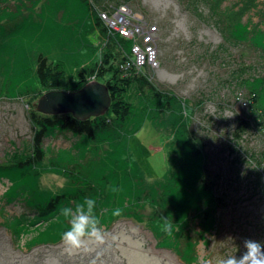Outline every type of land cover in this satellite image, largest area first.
Returning a JSON list of instances; mask_svg holds the SVG:
<instances>
[{"label": "rangeland", "instance_id": "rangeland-1", "mask_svg": "<svg viewBox=\"0 0 264 264\" xmlns=\"http://www.w3.org/2000/svg\"><path fill=\"white\" fill-rule=\"evenodd\" d=\"M232 2L226 0L222 5L228 7ZM95 10L99 12L97 7ZM196 10L207 13L206 7L195 0H131L113 14L100 11L101 22L123 38L128 34V40H132L136 24L147 32L151 28L156 30L150 35L153 38L155 34L158 36L157 47L149 44L143 51L145 53L150 47L156 59L158 54L160 65L149 63L147 56L144 63L152 67L149 71L151 81L181 99L198 100L200 93L204 95L205 92L202 109L195 110L192 117L185 118V113L174 112L157 118L153 114H141L143 106L152 113L156 112L152 101L142 99L143 104H131L133 116L130 120L121 125L116 120H108L112 126L101 132L95 141L59 128L54 130L41 146L42 162L29 173L25 171L26 175L20 173L15 187L11 185L16 177L6 178L0 184V200L19 198V202L46 205L51 198L67 193L61 201L73 205L92 197L97 202L95 211L105 230V243L89 245L86 250L73 255L65 253L62 244L20 253L11 244L7 232L0 231V264H28L33 254V264H50L52 260L51 264H183L185 261L189 264H219L226 256L242 253L245 239L264 242V173L261 178L258 176L261 171L252 156L241 153L244 157L230 156L237 151L231 153L228 146L234 143L230 134L236 124L234 117L242 115L241 103L236 98L238 105L233 97L227 106L218 105L225 99L226 92L232 93L221 85L217 76L222 74L225 78L224 62L217 64L213 59L222 38L211 18L202 17L206 22L196 16ZM120 12L123 15L118 17ZM137 35L142 37V32ZM110 44L108 34L100 31L94 15L86 11L80 0H0V163H4L5 153L16 160L33 154L32 124L27 112L36 111L39 98L47 93L36 76L38 56L60 66L71 84L68 92H75L84 87H72L77 73L83 67L102 65L103 56L111 53ZM132 49L130 54L136 52ZM232 55L235 57L230 61L236 63L240 60V49L235 52L232 48L230 53L223 54V58L228 61ZM255 62L263 71L259 75H263L264 58H261L262 63ZM237 64L241 63L238 61ZM93 78L89 77L87 83ZM212 87L213 90L208 89ZM239 91L236 97L246 93ZM16 96L21 98L4 101V98L14 99ZM257 107L264 108V91ZM187 115L190 116L189 111ZM104 116L114 119L110 114ZM181 123L199 139L207 135L213 137V132L219 130V140L206 143L207 154L195 153L197 147L195 150L194 143H182L186 158L200 157L201 160L197 159L199 165L202 161L208 162V178L215 179L218 189L214 186L201 188L190 178L180 183L178 177L184 172L171 174L172 167L180 164V160L171 158L175 142L187 136ZM99 132L96 129V133ZM190 139L197 141L193 136ZM262 143L264 140L258 136H248L239 144L252 155H259L263 150ZM237 157L245 160H237ZM164 174L170 176L165 181L170 180L171 184L166 190H159L160 203L144 208L134 206L128 215V208L124 212L121 210L123 202L131 201L138 178L154 182ZM28 175L34 176L35 180L30 182L31 189L23 190L19 186ZM69 178L74 183H70ZM122 182L127 191L115 192V186L119 189ZM213 192L224 196L225 205L218 211L223 227L218 235L207 236L210 243L205 247V243L200 242L203 240L196 243L194 238L201 229L208 232V223L196 205ZM168 196L172 198L168 200ZM116 210H119L118 214ZM0 213L5 220L17 215L13 210L2 209ZM25 219L27 224L36 218ZM165 220L174 225L171 234L165 230ZM64 223L58 211L50 215L47 222H38L33 228L36 232L27 228L19 233L23 237L19 245L23 249L31 247L48 226L54 228ZM182 233L183 246L176 251L180 260L171 251L155 248L156 244L176 250L178 244L171 243ZM189 242L195 243L189 248Z\"/></svg>", "mask_w": 264, "mask_h": 264}, {"label": "trees", "instance_id": "trees-1", "mask_svg": "<svg viewBox=\"0 0 264 264\" xmlns=\"http://www.w3.org/2000/svg\"><path fill=\"white\" fill-rule=\"evenodd\" d=\"M80 1L86 7V11L89 14L94 15V19L97 20L100 31L103 34H108V38H110L112 44L109 45L111 53L103 56V64L83 67L80 72L77 73L75 79L76 83L72 85V87L74 86L79 89L81 85H85L88 82L89 77H94V80L105 85L108 89L111 103L108 111L104 115L110 114L114 117V119H109L107 116L103 115L97 119L77 121L71 115L44 116L37 113L35 110H29L27 114H29L32 124L31 139L33 140V150L31 153L33 154L30 157H24L16 160L12 159L11 156H8V154L5 153L4 163H0V184H3V181H5L6 178L15 176L16 180L13 181L11 187L17 186L18 183L15 182L18 181V176L24 174L27 170L29 173L34 166L42 162L43 154L41 153V146L44 143V140L47 139L48 136L57 128H59L60 131L64 130L77 136H85L89 139V141H95L101 132L112 126L113 123L108 120H116L118 125L130 120L133 116L131 104L134 102H137V104H143L142 99L152 101L153 105H156V112L152 113L149 111L150 109L147 106H143L142 110H140L141 114L146 116H148V114H153L157 118H164L167 114H172L174 112H178L183 115V113L189 111L190 116L185 114V118H187L192 117L195 110L200 111L202 109L201 106L203 105L202 103L205 92L204 95L203 93H200V99L194 100L190 98L181 99L170 91L161 90L151 81L152 76H150L149 71H152V67L147 64H144L140 68L134 66L135 58L132 56V53L130 54L134 41L121 37L117 32L109 30L108 27L101 22V19L99 18L101 10L105 12L109 11L110 14H113L119 8L127 6L131 0ZM195 1L206 7L207 13H209V16L207 17V13L204 14L202 11L196 10V16L200 18H211L214 28L219 31L222 38L221 42L216 47V51H214L213 59L216 60L217 64L224 62V71L226 76L225 78H223L222 74L217 76L221 79V85L229 88L228 91L232 93L226 92L224 96L225 99L220 101L218 105L227 106V103L230 102L233 97L238 105V101L241 103V107H239V109L242 115L234 117L236 124L230 134V139L234 143H229L228 146L231 153H233L234 150L237 151L230 156L236 157L241 156V154L247 157L252 156V159H254L258 164V170L261 171L259 175L257 174L261 178L264 173V143H262L263 150L259 155H252L250 150L243 149L239 143L243 142L244 138L248 136H258V138L264 140V108L257 107L260 95L264 91V74L261 76L259 75V73L263 71H260L262 68H259V64L255 62V60H259L261 62V58H264V0H233L232 5L228 7H223L222 5V2L226 0ZM96 7L99 12L95 10ZM255 19L256 22H254ZM154 38L156 41L155 43H157L159 38L156 34ZM138 42L139 41L135 39V43ZM232 48L235 49V52L236 49H240V60L235 61L236 63H234V61H230L235 57L234 55L228 57V61H225L223 58V54L228 52L230 53ZM217 59L220 61H217ZM156 61L157 64L160 65L158 54ZM238 61L241 64H237ZM229 68L230 70L228 71ZM36 76L40 86L46 92L53 90H70L71 84L68 82L61 67L56 64H50L47 59L42 56L40 57V55L36 59ZM208 89L213 90L214 88L212 87ZM238 90H242V92L245 91L247 93V98L246 93H243L244 97L241 94L236 97L235 95L240 93V91L237 92ZM16 97L17 98L14 99L5 98V100L12 101L21 98L18 96ZM229 106L230 105L228 104V107ZM181 126L185 128L187 136L182 139H178L175 142L171 158L180 160V164L175 168L172 167L173 173L171 174L184 172V175L178 177L180 183H183V179L190 178L193 182L199 184L201 188H213V186L214 188H217L215 179L210 177L208 178V162L202 161V164L199 165L197 163V159H200V157L194 159L186 158L185 151L182 149V143H194L195 145L192 146L195 150L197 147L195 153L201 154L204 152L207 154L205 150V147L207 146L206 143L211 142L212 140H214V142L218 141L219 130L213 132V137H209L207 135L206 137L199 139L195 134H192L184 123H181ZM96 129H99L100 132L96 133ZM191 136L195 137L197 141L192 142L190 139ZM207 138H211V140H208ZM241 157H237V160L244 161L245 158ZM26 177L23 178L26 179L23 182L19 180L21 182L19 187L23 190L31 189V183L35 180L34 176L28 175ZM168 177L170 176L164 174L161 179L155 180L154 182H144L143 177L138 178V186H135L136 189L132 194L131 201L127 200L123 202L121 210L124 212L128 208V215L131 210L134 209V206L144 208L145 206H150L154 203H160L161 197L159 190H166V188H168L171 184L170 180L165 181ZM86 179L89 180V178ZM219 180L221 179L219 178L218 181ZM69 182L74 183L72 178H69ZM139 182L142 183L139 184ZM86 185L88 186L89 184ZM260 185L262 186V183H260ZM66 194H58V196L51 198L46 205L39 203L30 204L32 201L19 202V198L0 200V206L4 211L13 210L17 213V215L10 217V220H5L2 213H0V231L7 232L11 244L20 253L23 251L31 253L41 249L42 247H57L61 244V235L66 229V226H64L65 223L64 225H58L54 228L48 226L44 232H41L42 236L35 243L36 245L33 243L34 245L27 247L26 249H23L19 245L23 238L20 237L19 233L27 230V228L32 229V232H36L33 228L36 227L38 222H47L50 215L53 216L54 213L61 211V209L65 206H72L69 202L61 201ZM223 197L222 195H217V193L215 195L213 192L204 201L199 202L196 205L197 210H201L205 221L208 223V226L206 227L208 232L203 229L197 232L198 235L194 237L196 243L197 241L203 240L200 242L205 243L204 246L207 247L210 243L207 236L210 234H212V236L213 234L218 235L222 230L223 225H221L218 211L225 205ZM171 198L172 196H168V200ZM201 205H204V207L202 208ZM2 209H0V211ZM30 217H35L36 219L26 224L25 218ZM108 229L109 227L106 228V231ZM183 236L184 234L182 233L173 243H171L174 246L175 244H178L175 246L176 250H173L172 247H160V245L156 244L155 248L171 251L174 255L176 254L177 258L180 260L181 258L176 251L178 247L181 248L183 246ZM207 240L208 244H206ZM194 243L195 242H189L188 247L190 248V246H193ZM235 245L237 246V243ZM33 257L30 256V262H28V264H33ZM192 257L194 256L192 255ZM53 258L54 257H51V259ZM51 262H53V260L50 261V264ZM182 263L189 264L186 263V261Z\"/></svg>", "mask_w": 264, "mask_h": 264}, {"label": "clouds", "instance_id": "clouds-1", "mask_svg": "<svg viewBox=\"0 0 264 264\" xmlns=\"http://www.w3.org/2000/svg\"><path fill=\"white\" fill-rule=\"evenodd\" d=\"M187 115V112L185 113ZM96 200L85 198L82 202H74L65 206L60 216L66 223V229L61 235V244L68 255L86 250L89 245H103L105 230L96 214ZM117 214L119 210H116ZM174 225L165 220V230L171 234ZM244 251L239 255H229L222 258L219 264H264V242L245 239Z\"/></svg>", "mask_w": 264, "mask_h": 264}, {"label": "water", "instance_id": "water-1", "mask_svg": "<svg viewBox=\"0 0 264 264\" xmlns=\"http://www.w3.org/2000/svg\"><path fill=\"white\" fill-rule=\"evenodd\" d=\"M110 103L107 87L93 79L75 92L48 91L39 98L36 111L47 116L71 115L77 121H86L103 116Z\"/></svg>", "mask_w": 264, "mask_h": 264}, {"label": "built area", "instance_id": "built-area-1", "mask_svg": "<svg viewBox=\"0 0 264 264\" xmlns=\"http://www.w3.org/2000/svg\"><path fill=\"white\" fill-rule=\"evenodd\" d=\"M121 15H123V12H120L118 17H121ZM118 20V18H116ZM130 22H128L129 24ZM122 29L125 30L124 26H121ZM134 32H132V34L134 35L132 40L134 41L133 44V49H135V53H132V56L135 58L137 65H143L146 62V56L148 57V62L151 63L152 65H156L157 61H156V55L154 53V50L151 49L150 47H147L145 50V53H143L144 51V47L146 45L149 44H155V38L151 37V33L155 32L156 30H154L153 28L150 29L149 32L145 31L143 28H139L138 24L134 25ZM142 32V37L138 36L137 34L139 32ZM124 33V32H123ZM147 33L148 35L145 37V35L143 36V34ZM125 35V34H123ZM128 36V34L125 35V38ZM140 39L138 43H135V39ZM132 49V50H133Z\"/></svg>", "mask_w": 264, "mask_h": 264}, {"label": "bare ground", "instance_id": "bare-ground-1", "mask_svg": "<svg viewBox=\"0 0 264 264\" xmlns=\"http://www.w3.org/2000/svg\"><path fill=\"white\" fill-rule=\"evenodd\" d=\"M154 45H155V47H157V43H155ZM143 65H141V66H143ZM134 66L137 67V68L139 67L138 65H135V61H134ZM53 91H56V90H53ZM4 101H6L5 98H4ZM40 114H42V113H40ZM42 115H44V114H42ZM44 116H47V115H44ZM114 189H115V192H117V193H124L123 190L127 191L126 188H125L124 182L121 183V186H120L119 189H117L116 186H115Z\"/></svg>", "mask_w": 264, "mask_h": 264}]
</instances>
